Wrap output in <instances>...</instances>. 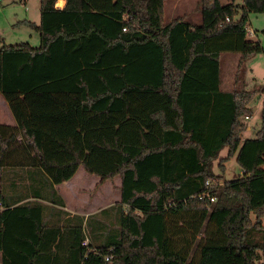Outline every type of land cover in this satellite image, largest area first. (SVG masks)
I'll use <instances>...</instances> for the list:
<instances>
[{
	"label": "trees",
	"instance_id": "obj_1",
	"mask_svg": "<svg viewBox=\"0 0 264 264\" xmlns=\"http://www.w3.org/2000/svg\"><path fill=\"white\" fill-rule=\"evenodd\" d=\"M64 1L39 0V24L26 23L38 47L0 48L18 124L0 126V264H264V174L220 186L225 161L214 173L250 99L220 89V57L264 52L245 29L264 0H199V26L165 25V0ZM78 165L120 178V201L69 219L54 186ZM20 168L39 179L22 202L4 188ZM207 181L214 202L197 198Z\"/></svg>",
	"mask_w": 264,
	"mask_h": 264
},
{
	"label": "rangeland",
	"instance_id": "obj_2",
	"mask_svg": "<svg viewBox=\"0 0 264 264\" xmlns=\"http://www.w3.org/2000/svg\"><path fill=\"white\" fill-rule=\"evenodd\" d=\"M174 1L176 0H165L164 2L165 25L172 22L169 21V18L182 16L191 10L194 11V14L191 21L187 20V23L192 26L201 24V15L197 9L199 0H179L178 8L171 12ZM219 1L223 5L230 3V0ZM39 10V0H0V48L4 45L21 43H28L33 48L38 47V33L26 23L38 25ZM186 16L188 17V15ZM245 29L247 39L259 42L264 50V14L249 13ZM250 32L253 35H249ZM220 89L250 95V99L243 104L245 112L239 119L244 124V130L241 132L238 148L227 161L225 158L228 150L223 149L214 164V173L219 174L217 166L220 161H225L223 163L224 172L220 173L222 177L220 183L223 185L225 182L242 177L247 173L264 174V52L250 56L243 62L240 61L239 54L223 53L220 57ZM244 116H248L249 119L245 120ZM99 182L96 180L94 185L89 183L88 187H85L89 190L84 191L82 196L83 200L88 197L90 202L95 203L93 209L86 203L84 206L68 205L67 210L75 209L80 213L93 210L94 214L115 204L119 194V189L116 188L118 179L105 183ZM19 184H21V188H28L23 181ZM105 196L107 199L104 198ZM68 201L69 204L71 200L68 199ZM262 223L264 226V219ZM200 237L202 238L203 235ZM262 262L264 261L262 260Z\"/></svg>",
	"mask_w": 264,
	"mask_h": 264
},
{
	"label": "crops",
	"instance_id": "obj_3",
	"mask_svg": "<svg viewBox=\"0 0 264 264\" xmlns=\"http://www.w3.org/2000/svg\"><path fill=\"white\" fill-rule=\"evenodd\" d=\"M58 2L62 3L61 6L57 5ZM178 3H179V0H176L172 3L171 12L175 11L178 8ZM64 5H65L64 0H57L55 7L58 9H62ZM163 14H164L163 17H165V12H163ZM193 14H194V11L191 10L190 12H187L183 14L182 16L169 18V21H174L186 15H188V17L187 16H186L187 18L185 17V22H187V20L191 21V17ZM4 46H7V45H4ZM8 46H12V45H8ZM79 74H80V69L78 70V75ZM0 126H6L9 128H13V129L16 128L18 130L17 121L9 107V104L1 94H0ZM16 148H20V149L26 148V145L23 142L21 135H19V137L17 138ZM82 171H83L82 166L78 165L75 175L69 181H66L60 185L54 186L56 193L58 194V196L62 199L64 203V208H62V210L67 212V217L69 219H71L75 213L88 216L90 214H93L94 212L92 210V212L89 211L85 213L84 212L80 213V212H76L75 209L67 210L68 205L77 204L76 206H84V204L86 203L89 205L91 209L94 208L95 203L93 201L90 202L88 197L86 198V200H83L82 196L84 195L83 193L84 191L89 190V188L85 189V187H88L89 183L93 185L96 184L95 183L96 180H98L99 182V179L95 177H88L85 173H82ZM32 172L33 171L31 169L29 170L27 168L11 170L10 173L8 172V170L4 172V180H5V183L7 184L6 186H4V188L6 189V195L8 199H12V201L23 199L20 202L32 199V196L34 195L33 193L36 191V189H31V188L32 186L35 185V181L39 180V179H35L34 177H32ZM37 177H39V175H37ZM117 179L119 182L117 183L116 188L119 189L120 188V178L117 177ZM21 181L25 182V186H27L28 188L26 187L21 188V184H19ZM40 192H41V188H40ZM104 198L107 199L106 196ZM68 199L71 200L70 202L71 204L70 203L68 204L69 202ZM119 201H120V191L117 196L116 203ZM20 202L18 201L17 203H20Z\"/></svg>",
	"mask_w": 264,
	"mask_h": 264
},
{
	"label": "built area",
	"instance_id": "obj_4",
	"mask_svg": "<svg viewBox=\"0 0 264 264\" xmlns=\"http://www.w3.org/2000/svg\"><path fill=\"white\" fill-rule=\"evenodd\" d=\"M228 20H229L228 18L225 19V21H228ZM249 35H253V33L250 32ZM244 119L245 120H248L249 117L248 116H244ZM219 185L221 186L222 184L220 183ZM211 186H212V184L209 181H207L205 183V190H204V192L201 193V194H199V195H197V198L199 200L209 199L211 202H214L216 198H215V196H212L210 194V191H209L210 188H211ZM111 260H112L111 256H107V257L104 258V261H105L106 264H112V261Z\"/></svg>",
	"mask_w": 264,
	"mask_h": 264
},
{
	"label": "bare ground",
	"instance_id": "obj_5",
	"mask_svg": "<svg viewBox=\"0 0 264 264\" xmlns=\"http://www.w3.org/2000/svg\"><path fill=\"white\" fill-rule=\"evenodd\" d=\"M61 4H62L61 2H58V3H57L58 6H61Z\"/></svg>",
	"mask_w": 264,
	"mask_h": 264
}]
</instances>
